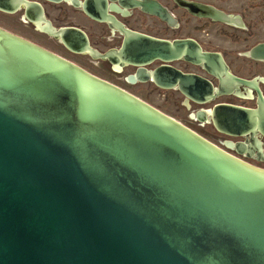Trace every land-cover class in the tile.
<instances>
[{"label": "water", "instance_id": "95a60500", "mask_svg": "<svg viewBox=\"0 0 264 264\" xmlns=\"http://www.w3.org/2000/svg\"><path fill=\"white\" fill-rule=\"evenodd\" d=\"M174 1L197 18L247 30L240 16ZM107 3L91 0L82 7L125 34L119 51L98 53L77 28L44 30L74 53L139 67L128 77L132 84L148 81L144 68L156 61L185 60L221 79V89L223 76L251 85L193 39L127 31L109 16ZM23 4L0 0V10L13 13ZM131 6L157 14L146 1ZM245 56L264 61V43ZM174 83L199 92L200 103L215 93L204 79L179 74ZM259 96L257 110L220 105L213 116L264 136ZM0 264H264V170L0 28Z\"/></svg>", "mask_w": 264, "mask_h": 264}, {"label": "flooded vegetation", "instance_id": "af4514ba", "mask_svg": "<svg viewBox=\"0 0 264 264\" xmlns=\"http://www.w3.org/2000/svg\"><path fill=\"white\" fill-rule=\"evenodd\" d=\"M24 1L28 4H23L16 12L11 13L0 10V18H19L15 19L14 25L16 27H21L29 34L46 36L59 43L71 55L87 57L93 64L106 68L112 74L120 75L125 71H132L130 75H136L140 71L139 67L132 65H126L124 68H121L119 65H114L109 59H94L89 54L74 53L67 49L61 40L51 37L44 30L49 29L50 26L56 31L67 28H77L85 33L91 48L98 53L107 54L115 50L119 51L125 40V34L117 29L113 22H101L88 16L83 11L82 6L86 2L89 3L91 0H64L60 3L50 2L48 0ZM134 1L148 2V4L152 6L150 10L155 9L157 14H151L141 7H132L131 5ZM189 1L213 6L235 17V15L228 13L215 4L203 0ZM107 2V13L109 16L115 18V20L127 31L168 41L193 39L201 46L203 52L220 54L229 67L231 75L251 82L250 86H238L228 82L227 78L223 76L222 78L225 82L224 87L221 89V79L209 74L203 67L193 65L185 60L166 63L156 61L144 68L148 81H137L132 84L128 80L130 75H128L124 81L127 85L133 87L139 86L141 88H146L149 96L153 97L157 102L169 103L174 106L180 104L181 106L179 108L187 112L188 124L182 123L184 126L235 158L264 170V136L258 132L257 129L245 128L241 124L228 126L229 122L227 120L219 117L214 118L213 116L214 110L220 105H231L249 110L259 109V91L264 97V73L261 72L259 75L255 73V75L250 78L242 77L234 73L223 51L205 48L198 39L182 34L184 23L182 22V17L178 16L177 11L185 13L198 22H202V28L207 24H217L232 29H238L239 26L216 23L209 19H200L192 16L174 0H107ZM0 28L19 36L1 25ZM222 35L233 42H237V39L226 31L222 32ZM20 37L24 38L22 36ZM245 54L246 53L243 54V57L246 58L248 62L264 65V61L251 59L245 56ZM179 74L185 78L194 80L204 79L209 81L215 89V93L209 97V101L200 103L199 101H202L204 98L199 92H184L179 85H175L174 79ZM161 84H164L165 88H163ZM216 89H221L220 93H217ZM245 130L250 133L242 136L241 134L244 133Z\"/></svg>", "mask_w": 264, "mask_h": 264}, {"label": "rangeland", "instance_id": "374dc122", "mask_svg": "<svg viewBox=\"0 0 264 264\" xmlns=\"http://www.w3.org/2000/svg\"><path fill=\"white\" fill-rule=\"evenodd\" d=\"M203 1L215 4L232 15L240 16L247 30L240 28L232 29L217 24H207L202 28V22H198L196 19L189 17L181 11H177L178 16L182 17V22L184 23L182 34L198 39L205 48L223 51L233 72L237 73L239 76L250 78L254 76L255 73L258 75L261 72L264 73V65L248 62V60L243 57V54L248 53L254 46L264 43V0ZM15 19L19 18H0V25L18 34L19 37L22 36L26 40L69 60L73 64L81 66L83 69L102 80L126 90L163 114L183 124H188L187 112L179 108L181 106L180 104L174 106L169 103L157 102L153 97L149 96L146 88L127 85L124 82L125 78L132 74V71H125L120 75L112 74L106 68L93 64L87 57L71 55L59 43L46 36L29 34L21 27H16L14 25ZM224 31L233 35L237 39V42H233L229 38L223 36L222 32Z\"/></svg>", "mask_w": 264, "mask_h": 264}]
</instances>
